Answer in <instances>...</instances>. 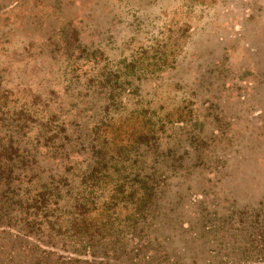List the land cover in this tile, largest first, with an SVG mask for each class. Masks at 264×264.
<instances>
[{"label": "rangeland", "instance_id": "obj_1", "mask_svg": "<svg viewBox=\"0 0 264 264\" xmlns=\"http://www.w3.org/2000/svg\"><path fill=\"white\" fill-rule=\"evenodd\" d=\"M166 43L160 48L174 61L127 84L128 108L144 104L184 120L166 124L139 162L163 180L141 258L254 264L264 256V0H0V83L19 101L37 97L63 124L65 139L39 166L68 179L67 206L104 114L99 68ZM33 134L24 139L28 148ZM48 235L59 246L55 231ZM108 243L85 260L7 234L0 264L124 260L127 247Z\"/></svg>", "mask_w": 264, "mask_h": 264}, {"label": "trees", "instance_id": "obj_2", "mask_svg": "<svg viewBox=\"0 0 264 264\" xmlns=\"http://www.w3.org/2000/svg\"><path fill=\"white\" fill-rule=\"evenodd\" d=\"M166 45L141 46L116 67L99 68L104 79L100 86L105 88L104 114L91 129L92 161L81 171L76 188L67 189L73 192L68 206L64 203L68 179L47 174L39 166V158L52 152L56 139H65L63 124L46 105L39 106L37 97L19 101L0 83V238L8 234L36 240L46 252H65L85 260L95 258L104 241H110L127 247L126 260L118 264H149L140 250L144 232L149 224H156L151 220L163 180L139 162L145 152L157 147L166 124L184 120L183 116L161 117L144 104L128 108L127 84L170 65L174 61L167 60L170 53L160 48ZM96 54L87 56L96 59ZM32 132L35 139L26 141L28 148L24 139ZM53 230L59 246L48 238ZM42 235L48 240H42ZM66 239L71 243L68 248ZM130 252L135 253L133 258ZM254 264H264V256L256 257Z\"/></svg>", "mask_w": 264, "mask_h": 264}]
</instances>
